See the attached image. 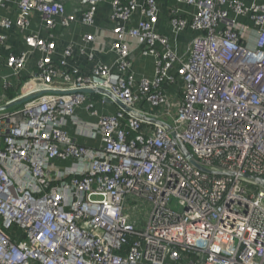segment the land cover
<instances>
[{"label":"built area","instance_id":"built-area-1","mask_svg":"<svg viewBox=\"0 0 264 264\" xmlns=\"http://www.w3.org/2000/svg\"><path fill=\"white\" fill-rule=\"evenodd\" d=\"M105 1L0 0V264H264V0Z\"/></svg>","mask_w":264,"mask_h":264},{"label":"crops","instance_id":"crops-1","mask_svg":"<svg viewBox=\"0 0 264 264\" xmlns=\"http://www.w3.org/2000/svg\"><path fill=\"white\" fill-rule=\"evenodd\" d=\"M64 3L67 6V10L71 13H74L75 15H79V7L76 2V0H63ZM8 9V11H7ZM14 7L11 6V8H3L0 9V12L3 16H13L15 14L14 12ZM111 11V6H110V0H106L104 3L100 4L96 16H95V27H85L82 24L79 23H74L72 24L71 27L67 29H59V37L63 43L67 41H80L82 34L85 32L92 31L95 33L96 37V42L99 47H102L104 44V49H107V44L112 38V35L110 33V28L112 26L110 20H109V14ZM10 13V14H8ZM39 28V20L37 17L33 18V26L32 29L38 30ZM3 32H5L3 30ZM7 34V45L9 46H0V54L1 56H6L10 50L18 51L22 48H25L23 45L22 41V36L23 34L17 31L16 29L14 30H8L5 32ZM78 61L81 62L82 64H86L85 59L81 56L77 57ZM98 59L101 60L102 62H111L114 59V56L110 53H105V52H100L98 55ZM0 58V62H1ZM135 69H136V78H140L141 75H144L146 77H150L152 72H153V67H152V60H147V61H136L135 63ZM112 108V107H111Z\"/></svg>","mask_w":264,"mask_h":264},{"label":"water","instance_id":"water-1","mask_svg":"<svg viewBox=\"0 0 264 264\" xmlns=\"http://www.w3.org/2000/svg\"><path fill=\"white\" fill-rule=\"evenodd\" d=\"M83 92H86V93H93V92H96V93H105L107 94L108 96H110L108 94V92H106L105 90H102L100 88H96V89H84L82 90ZM43 92H37V93H34V94H28V95H24L20 98H17L7 104H4V105H1L0 106V111H3V110H7V109H10L12 107H15V106H18V105H21L27 101H29L30 99L42 94ZM111 97V96H110ZM113 101L116 103V105L118 107H120L121 109H123L125 112H128V113H131L135 116H137L139 119H141L142 121H145V122H149L151 124H157V125H161L163 127H165L166 129L170 130L171 129V125L164 122L163 120H160V119H156V118H153V117H147L143 114H137L135 112H132L130 110V108L126 105H124L122 102H120L119 100H117L116 98L112 97ZM171 137L177 142V146L178 148L180 149V151L182 152V154L184 155V157L188 160L189 163H191L194 167H196L197 169L201 170V171H204V172H209V173H215V172H212L210 171L209 169H207L206 167L202 166L201 164H199L193 157L192 155L189 153L188 149L185 147V145L180 142L178 140V137H177V134L175 132H171ZM232 174V173H230ZM243 177L245 178H248V179H251L253 182L261 185L264 187V178H260V177H257V176H253V175H250V174H241Z\"/></svg>","mask_w":264,"mask_h":264}]
</instances>
